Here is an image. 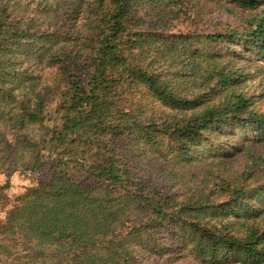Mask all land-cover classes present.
Returning a JSON list of instances; mask_svg holds the SVG:
<instances>
[{"label": "trees", "instance_id": "trees-1", "mask_svg": "<svg viewBox=\"0 0 264 264\" xmlns=\"http://www.w3.org/2000/svg\"><path fill=\"white\" fill-rule=\"evenodd\" d=\"M250 61L264 0H0V264H264Z\"/></svg>", "mask_w": 264, "mask_h": 264}, {"label": "rangeland", "instance_id": "rangeland-1", "mask_svg": "<svg viewBox=\"0 0 264 264\" xmlns=\"http://www.w3.org/2000/svg\"><path fill=\"white\" fill-rule=\"evenodd\" d=\"M238 9L234 8L233 12H236ZM233 12H225L223 9L216 8L215 4L207 5V13L205 14V19L212 18L214 21H219L221 23H235L236 17L233 16ZM239 13L245 14L244 11L238 10ZM199 27H202L199 24ZM252 58V56H250ZM247 71L252 75V79L248 82V86L246 89L253 93V95H263L264 90L262 86H264V62L259 61H250L246 63ZM260 101L257 103V106L264 109V97L261 96ZM258 146H256L257 148ZM230 162H232L233 168L240 169V167L247 162V156L244 152L238 153L234 156V158H230ZM43 173L38 172H26V173H12L7 174L4 172H0V184H4L7 181L9 182V187L6 190L7 199L0 206V220L7 221L10 217L14 204L17 200L23 197L24 193L33 186H35L40 179L42 178Z\"/></svg>", "mask_w": 264, "mask_h": 264}]
</instances>
